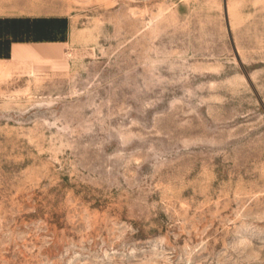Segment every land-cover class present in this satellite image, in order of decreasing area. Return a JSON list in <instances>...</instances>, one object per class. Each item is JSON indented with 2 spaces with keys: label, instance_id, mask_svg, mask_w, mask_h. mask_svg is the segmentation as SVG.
<instances>
[{
  "label": "rangeland",
  "instance_id": "obj_1",
  "mask_svg": "<svg viewBox=\"0 0 264 264\" xmlns=\"http://www.w3.org/2000/svg\"><path fill=\"white\" fill-rule=\"evenodd\" d=\"M0 264H264V0H0Z\"/></svg>",
  "mask_w": 264,
  "mask_h": 264
}]
</instances>
